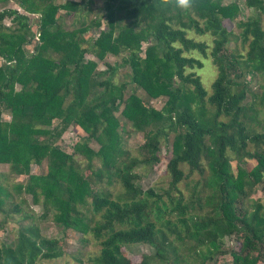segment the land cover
<instances>
[{"label": "trees", "instance_id": "16d2710c", "mask_svg": "<svg viewBox=\"0 0 264 264\" xmlns=\"http://www.w3.org/2000/svg\"><path fill=\"white\" fill-rule=\"evenodd\" d=\"M9 1L0 0V165L27 177L10 187L34 203L42 196V217L63 230L90 234L99 246L97 264H264V199L254 198L261 189L264 196V0L245 1L253 14L239 21L236 37L245 54L227 48L234 32L226 21L242 9L236 1L188 0L181 7L179 0H103L92 23L64 30L63 14L85 21L94 0H16L37 16L36 32ZM94 28L101 29L91 43ZM190 31L214 37L211 93L188 71L204 66L193 52L209 55L208 43ZM122 53L120 63L99 70L108 55ZM121 69L129 82L116 81ZM258 78L262 90L254 91ZM160 98L158 109L150 101ZM118 112L143 133L142 159L124 148ZM72 124L85 136L67 153L55 142ZM164 145L172 151L169 188L143 190L137 170L159 163ZM44 161L46 172L32 173ZM195 174L200 180L191 186ZM115 185L123 191L118 198ZM10 195L0 183L6 217ZM226 239L239 249H228ZM132 244L155 253L134 263L125 254ZM62 253L58 237L29 224L12 244H0V264H36Z\"/></svg>", "mask_w": 264, "mask_h": 264}, {"label": "rangeland", "instance_id": "374dc122", "mask_svg": "<svg viewBox=\"0 0 264 264\" xmlns=\"http://www.w3.org/2000/svg\"><path fill=\"white\" fill-rule=\"evenodd\" d=\"M62 1V0H61ZM88 1V0H87ZM225 3H229L232 1H236L241 6V13L233 20V22L226 21V24L230 29H233V36L230 42L227 44V48L229 51L238 53H246V49L241 45L240 41L236 39L237 35L239 34L241 28L239 27V21L241 19H246L249 15L253 14V10L246 6V0H222ZM89 5V4H88ZM104 2L103 0H94V4L91 9L85 12H89L88 16L86 17L85 21L82 19L81 15H74V14H65L63 11L62 17V27L64 30H71L77 29V27L88 25L92 23V21L96 18L97 13H101ZM7 7L14 8L19 10L21 13L26 14L29 17V25H33L31 28L34 32H36V27L34 25L35 20L37 19L36 15H31L24 13L17 5L16 0H10L7 4ZM88 7V6H87ZM103 26L106 28V19L103 18ZM85 22V23H84ZM6 25H10L8 19L5 20ZM101 28H94L93 32L88 33V37L92 40V43L95 37L98 35L99 30ZM95 35V36H94ZM189 36L194 37L198 40H204L209 45L208 49V57L202 56L199 52H193L194 55L200 57L204 61V66L201 68L189 69L188 71H196L198 75H200L203 84L208 89L209 93L212 91V83L217 76V66L213 62V56L210 54L212 47L214 45L213 39L214 37L207 33V34H197L194 31L189 32ZM36 41V38L34 39ZM26 55L31 54V47H25ZM88 55V58H90ZM124 56V53L120 55V57H115L112 55H108L104 62H101L99 65V70H106L105 63L108 62L110 64H115L116 62H121V58ZM92 57V56H91ZM2 63V59L0 58V65ZM126 71L121 69L116 81L120 82H129V78H125ZM249 79V76H248ZM263 80L258 78L257 81L252 82V87L254 91H261L262 90ZM133 87V86H131ZM18 88V86L16 87ZM141 97L144 96L143 92L140 91L138 93ZM151 104L155 107L160 109L164 106V99H154L150 101ZM119 119L121 120V125L123 127L122 130V143L124 148L131 152L133 158L142 159L140 154V146L144 142V135L141 132H136L132 127V124L124 119L120 112L117 113ZM3 120H9L8 114L4 113L1 117ZM59 120L53 121V126L58 124ZM262 126H259L261 128ZM122 129V128H121ZM85 136V133L77 127V125L72 124L66 127L61 136L56 140L55 144L59 146L62 150L67 153H70L73 149V145L80 141L82 137ZM164 144V143H163ZM89 146L97 150L100 148V145L94 141L89 142ZM172 157L171 146H163L159 153L160 162L154 164L152 167L142 165L138 168L137 172L140 174L141 179L139 181L140 187L143 190L153 189L157 193H163L169 188V181L170 176L167 173L166 167L167 163L169 162L170 158ZM80 160L79 162H83L82 158H77ZM85 163V162H84ZM234 167V173L236 174V161L232 162ZM46 161H44L40 166H32V173L34 174H44L46 172ZM251 162L248 165V168H252ZM186 173H188L187 166L184 167ZM0 183L7 187L8 191L10 192V197L6 200L5 209L9 210L11 213L6 217L4 213H0V244L10 245L14 242L19 229L25 225H35L39 232L48 237H58L60 239V245H62L63 253L61 256L51 260L39 259L36 264H97L94 261V256L97 254L99 250V246L97 242L90 236V234H81L80 232L73 231L70 229L63 230L59 227L51 217H47L45 219L43 216V206H42V196H39V202L34 203L32 200L31 195H28L24 192H17L13 190L10 186H15L19 184H23L27 177L24 176H15L10 174L8 166L0 165ZM200 180V175L195 174L193 178L189 179V183L195 185L196 182ZM186 182L181 184L182 190L185 194H188V187L186 186ZM112 192L115 198H118L120 194L123 192L122 189L115 185L112 187ZM254 198L256 199H264L262 189L261 191L254 194ZM23 201V203H21ZM19 205V211H13V205ZM167 218H171L167 216ZM97 219V217L95 218ZM163 232L166 231L165 228H162ZM225 244L228 249H235L238 250L240 244L234 242L233 240L226 239ZM155 250L144 244H132L125 248V254L128 258H130L134 263H139L144 254H153ZM227 261L231 262L232 257L230 254L226 255ZM223 261L220 260L219 264H222Z\"/></svg>", "mask_w": 264, "mask_h": 264}, {"label": "clouds", "instance_id": "9594fccd", "mask_svg": "<svg viewBox=\"0 0 264 264\" xmlns=\"http://www.w3.org/2000/svg\"><path fill=\"white\" fill-rule=\"evenodd\" d=\"M188 0H179V6L181 7H187Z\"/></svg>", "mask_w": 264, "mask_h": 264}]
</instances>
